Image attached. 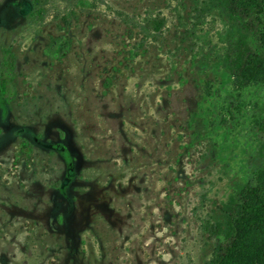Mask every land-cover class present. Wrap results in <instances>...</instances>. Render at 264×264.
Returning <instances> with one entry per match:
<instances>
[{
  "label": "rangeland",
  "instance_id": "1",
  "mask_svg": "<svg viewBox=\"0 0 264 264\" xmlns=\"http://www.w3.org/2000/svg\"><path fill=\"white\" fill-rule=\"evenodd\" d=\"M219 1L0 0V264H207L264 182V9L239 56Z\"/></svg>",
  "mask_w": 264,
  "mask_h": 264
},
{
  "label": "trees",
  "instance_id": "2",
  "mask_svg": "<svg viewBox=\"0 0 264 264\" xmlns=\"http://www.w3.org/2000/svg\"><path fill=\"white\" fill-rule=\"evenodd\" d=\"M33 6L38 8L37 0H33ZM219 7L227 11L229 18L241 25L235 43H237L236 47L239 46V56H243L246 51H242L241 46H246V39L250 36L262 37V31L255 24L254 19L258 20L259 11L264 9V0H220ZM199 9L203 13L206 12L201 8L196 10ZM244 18L252 19L245 21ZM202 21V17L195 20L194 27L188 31L189 35L195 34L194 31ZM228 56L230 52L227 53ZM1 90L5 93L6 85L1 87ZM255 131L262 136V148H264V124H257ZM66 158L69 159L67 152ZM262 178L255 181L256 179L251 176L246 182L236 184L235 193L225 204L224 220L202 221V230L216 238L211 259L207 264H246L245 257L248 258L253 251L257 250L260 242L263 243L262 248L264 249V238L259 239V234H264V182ZM241 202L246 207L242 208L243 211L240 210Z\"/></svg>",
  "mask_w": 264,
  "mask_h": 264
}]
</instances>
